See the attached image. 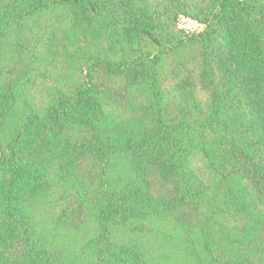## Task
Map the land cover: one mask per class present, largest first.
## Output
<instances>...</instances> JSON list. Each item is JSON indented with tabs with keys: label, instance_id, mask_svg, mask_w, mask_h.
Returning <instances> with one entry per match:
<instances>
[{
	"label": "trees",
	"instance_id": "1",
	"mask_svg": "<svg viewBox=\"0 0 264 264\" xmlns=\"http://www.w3.org/2000/svg\"><path fill=\"white\" fill-rule=\"evenodd\" d=\"M156 221L264 264V0H0V264H155Z\"/></svg>",
	"mask_w": 264,
	"mask_h": 264
},
{
	"label": "rangeland",
	"instance_id": "2",
	"mask_svg": "<svg viewBox=\"0 0 264 264\" xmlns=\"http://www.w3.org/2000/svg\"><path fill=\"white\" fill-rule=\"evenodd\" d=\"M181 25L190 32L201 31L200 26L183 19ZM193 165L203 169L200 158H194ZM35 220L39 226L42 240L48 248H61L74 252L89 237L97 232L95 222H89L82 230L70 232L54 225L50 217L48 202L35 205ZM143 251L155 264H208L199 243L190 245L183 241L174 229L163 221H156L149 234L143 239Z\"/></svg>",
	"mask_w": 264,
	"mask_h": 264
}]
</instances>
